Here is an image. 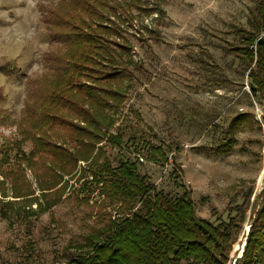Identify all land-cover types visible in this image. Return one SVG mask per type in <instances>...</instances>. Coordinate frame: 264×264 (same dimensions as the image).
Returning a JSON list of instances; mask_svg holds the SVG:
<instances>
[{
  "label": "rangeland",
  "instance_id": "rangeland-1",
  "mask_svg": "<svg viewBox=\"0 0 264 264\" xmlns=\"http://www.w3.org/2000/svg\"><path fill=\"white\" fill-rule=\"evenodd\" d=\"M61 1L0 0V193L7 196L0 194V264H64L74 246L116 212L79 173L63 178V196L43 212L33 201L41 199V187L16 154L25 107L36 100L64 52L48 14ZM140 2L156 12L133 10L134 27L124 32L142 69L133 70L111 130L122 132L123 145L105 147V155L113 167L122 158L136 163L156 191L171 197L182 194L176 185L181 182L197 216L215 225L238 219L239 207L245 210L229 256L235 264L254 218L252 206L264 190V97L251 95L248 78L224 46L238 42L234 27L248 28L256 0ZM218 73L220 82L208 79ZM242 113L252 117L237 126L235 143L216 151L221 131ZM6 143L10 149L1 150ZM145 143L161 147L168 162L149 160ZM21 149L27 155L32 145L27 141ZM38 159L35 172L43 175L42 159L33 161Z\"/></svg>",
  "mask_w": 264,
  "mask_h": 264
},
{
  "label": "trees",
  "instance_id": "trees-1",
  "mask_svg": "<svg viewBox=\"0 0 264 264\" xmlns=\"http://www.w3.org/2000/svg\"><path fill=\"white\" fill-rule=\"evenodd\" d=\"M133 10L147 16L156 12L140 0H64L48 9L64 52L56 56L53 76L36 100L26 105L21 139L14 143L16 154H21L20 160L41 187V199L33 201L39 209L43 206V212L55 206L67 186L63 178L79 173V179L90 178L89 184L116 207L114 217L87 233L64 264H229L245 210L239 207L238 219L215 225L197 216L191 193L181 182L176 185L182 194L171 197L156 191L136 163L122 158L113 167L105 155V147L123 145L122 132L111 130L134 80L133 70L142 69L124 36L134 27ZM247 25L234 27L238 42L227 43L224 53L238 60L251 95L264 97V0H256ZM142 29L149 31L147 26ZM217 75L208 79L220 82ZM251 117L248 113L234 116L221 131L222 143L215 150L232 146L237 126ZM27 141L32 149L26 155L21 147ZM4 145L1 150L10 149ZM145 145L149 160L168 162L161 147ZM36 157L42 159L43 175L35 172L40 161H33ZM260 196L252 206L254 218L235 264H264V190Z\"/></svg>",
  "mask_w": 264,
  "mask_h": 264
}]
</instances>
